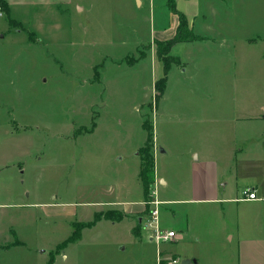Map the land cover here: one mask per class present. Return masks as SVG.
I'll return each mask as SVG.
<instances>
[{"label":"rangeland","instance_id":"rangeland-1","mask_svg":"<svg viewBox=\"0 0 264 264\" xmlns=\"http://www.w3.org/2000/svg\"><path fill=\"white\" fill-rule=\"evenodd\" d=\"M16 1L11 17L0 0V203L10 196L16 203L0 207L1 233L40 253L27 257L1 246L0 264L49 261L76 217H48L40 204L59 201L76 179L86 202L117 201L121 178L129 179L132 200H141L144 185L135 172L136 147L148 138L144 120L154 126V143L168 150L169 184L154 197L151 185L145 194L151 209L154 198L176 199L189 184L191 148L212 153L221 149L216 135H223L227 151L249 134L264 135L259 122L236 120L264 103V0H179L189 13L199 8L193 26L204 39L173 48L183 62L170 70L158 101L152 82L163 77L164 65L151 52L160 31L173 24L169 0ZM115 155L124 156L120 165ZM101 206L84 204L79 217L90 219L107 207ZM160 208L161 219L174 222L173 205ZM122 225L88 231L85 244L59 248L52 263L78 264L89 251L99 262L115 253L138 257L139 244L118 251L117 242L128 238ZM149 243L145 253L152 256L156 245Z\"/></svg>","mask_w":264,"mask_h":264},{"label":"crops","instance_id":"crops-1","mask_svg":"<svg viewBox=\"0 0 264 264\" xmlns=\"http://www.w3.org/2000/svg\"><path fill=\"white\" fill-rule=\"evenodd\" d=\"M186 1L191 3L192 0ZM4 2L7 8V13L5 12V14L12 17L17 1L4 0ZM140 4H144V0L140 1ZM226 5L228 7V4ZM176 7L179 11L186 14L190 28L195 29L193 24L196 17L200 15L199 8L189 13L184 3L179 2V0H176ZM172 19L173 24L171 23L168 27H165L162 33L160 31L159 38L157 39H169L175 35L179 23L178 14L174 13ZM28 32L33 33V31ZM155 54H157V50L153 47L151 52L152 60H155ZM174 56L179 57V60H181L180 64H182L183 61L180 59V56ZM157 60V63L161 62L158 59V55ZM157 63L155 62V64ZM159 79L153 80V91L155 89L154 85ZM168 82L169 77L166 88ZM247 91H250V88H247ZM252 106L253 108L250 112L238 115L236 120L259 122L264 127V103L257 102V104H252ZM192 124L189 125L192 126ZM216 136L215 142L221 149L208 153L204 150L202 152L198 147H193L188 151L189 156L185 163L193 168L189 184L177 190L178 197L176 199L170 197L159 199L157 197L161 201L160 206L162 204L173 205L172 214H174V222H167L166 224L160 217V225L164 229H174L177 232V236L167 246L150 238V233L145 227L146 211L150 208L146 204V195L143 190L144 195L141 200H132V186L128 178H121L117 183V201L109 199L105 200V202L84 201L82 199V183L79 179H76L74 181V190L69 193L67 188L66 192L61 194L59 201H47L44 204H40L43 205L48 217L53 218L54 214H61L68 217V219L76 217V220L72 224L73 233L57 244L55 249L51 251L52 262L55 258V252L57 254L59 251L58 247L62 250L64 248L69 249L67 247L68 244L71 246L76 244V242L80 245L85 244V234L88 231L95 229L102 231L107 226H109V229L117 231V228L124 224L128 238L117 242L118 246L119 244L122 245L119 246L120 250L118 251L123 252V250H127L129 244L132 246L139 244L142 247L138 256L140 257L141 264H162V261L165 264H170L169 258L171 257L179 258L181 260L180 264H182L184 259L191 260L190 264H264V135L254 136L249 134L248 137H243L240 142H234L232 147L227 151L222 148L225 137L223 135ZM142 146L136 147V155H141L139 149ZM153 153L155 158V181L152 184L158 190V187L161 188L169 184L167 169L163 168V162L168 150L166 146L163 147L154 143ZM114 159L120 165L124 160V156L118 157V155H115ZM188 160L190 161L189 163ZM141 162L140 156L137 160V170L135 172L136 177L139 179ZM110 189H114L112 191L114 192L116 187L112 186ZM247 189L254 190L257 198L246 199L244 192ZM90 203L107 207L96 209L90 219L85 220L79 217V214H82L81 207L84 204ZM13 204L16 203H13V197L10 196L6 200L2 199L0 207ZM107 211H116L121 217L116 219H99L93 224L82 227L80 236L76 241L63 244L74 234L75 222L89 223L95 219V214H103ZM179 215H181L182 221H179ZM106 221H110L111 224L107 225ZM9 231H13L16 234L12 229H9ZM2 236L0 222V247L3 246L7 253L21 250L25 255H29L27 257H35L40 253L39 251L35 252L30 247L28 248L26 243L19 239V237L11 238L10 236V239L3 240ZM146 243L151 245L154 243L156 245L154 255L150 256L149 253H145ZM60 245L62 246L60 247ZM92 247L94 245L89 246L88 249L91 250ZM85 253L88 254L87 257L76 259L74 263L109 264V259L113 257L112 262L114 264H136L138 258L126 257L123 254L119 255L115 253L110 257L107 256L104 262H99L91 258L90 251ZM49 261L44 263L48 264Z\"/></svg>","mask_w":264,"mask_h":264},{"label":"trees","instance_id":"trees-1","mask_svg":"<svg viewBox=\"0 0 264 264\" xmlns=\"http://www.w3.org/2000/svg\"><path fill=\"white\" fill-rule=\"evenodd\" d=\"M2 3L6 6V3L4 0H1ZM169 8L172 12L178 14L179 16V23L177 25V31L175 35L172 38L165 39V40H157L155 41V44L157 45V55L158 59L163 63L164 65V72L163 77L156 81L154 87L155 91H157V94L155 95L156 101H158L163 95L164 90L166 88V84L168 81V73L171 70V68L174 65H178L181 63V60H179V57H176L172 54V49L175 45L178 44V42H193L195 40H203L204 37L197 34L194 29L190 28L188 18L186 14L179 11L176 7V0H169ZM144 56H141L140 58H143ZM144 129L147 131V140L139 149V153H141V171H140V180L142 184L144 185V193L147 194L151 188L152 183L155 181V158L153 153V147H154V126L152 122H148L147 120L143 121ZM93 127H95V122L92 123ZM91 129V130H92ZM102 218H109V219H116L113 214H110L108 211L105 214H95V219L93 221H90L89 223H83V222H75L74 225V234L63 244H66L67 242L76 241V239L80 236V230L84 226H88L90 224L95 223L97 220ZM62 244V245H63ZM60 245V246H62ZM59 249V247H58ZM60 250V249H59ZM53 257H51L48 264H52ZM162 264H165L164 261H162Z\"/></svg>","mask_w":264,"mask_h":264},{"label":"built area","instance_id":"built-area-1","mask_svg":"<svg viewBox=\"0 0 264 264\" xmlns=\"http://www.w3.org/2000/svg\"><path fill=\"white\" fill-rule=\"evenodd\" d=\"M4 14L3 7L0 5V16ZM152 196H156V189H153ZM244 196L246 199H256V192L251 189H247L244 192ZM150 204H154L155 206L146 214L145 218V227L150 233V238L155 240L158 243L168 242L173 240L177 236V232L174 229H164L160 225V204L161 201L159 199L154 198ZM170 264H180L181 260L176 257L169 258Z\"/></svg>","mask_w":264,"mask_h":264},{"label":"water","instance_id":"water-1","mask_svg":"<svg viewBox=\"0 0 264 264\" xmlns=\"http://www.w3.org/2000/svg\"><path fill=\"white\" fill-rule=\"evenodd\" d=\"M191 260L189 259H184V261L182 262V264H190Z\"/></svg>","mask_w":264,"mask_h":264}]
</instances>
